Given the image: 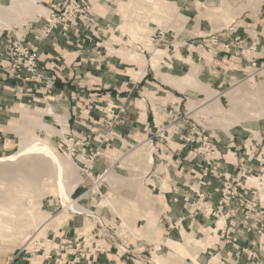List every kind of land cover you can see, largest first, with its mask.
Segmentation results:
<instances>
[{
	"label": "rangeland",
	"instance_id": "rangeland-1",
	"mask_svg": "<svg viewBox=\"0 0 264 264\" xmlns=\"http://www.w3.org/2000/svg\"><path fill=\"white\" fill-rule=\"evenodd\" d=\"M85 1L89 6L90 13L89 14L82 13L78 15L75 19H71L72 25L70 26L68 31H63L61 29L62 27L60 24H56L55 27L54 25L53 27L51 26L53 20L51 19V11H50L51 7L55 6L57 9H59V13H62L63 11L62 7H64V5L68 2V0H36L37 5H39L40 7V10L36 13L35 18L25 20V22L20 24V26L19 24H12L10 28H3L1 30L0 37L1 36L5 37L6 35L9 38L22 37L24 39V42L29 46V51L34 55L35 58H37V63H38L39 59L37 55H35L34 53L33 46L25 40V32H27V29L28 31L31 29H38L41 35L45 37L56 31L55 33L60 34L64 38L67 45L76 46L75 47L76 49H81L82 45L87 41L86 39H89L91 36H94L95 39L96 38L99 39L98 36H100L104 39L103 41H105V45L108 47L109 51L118 49L117 50L118 54L120 55V57L123 58V60L130 62V64L134 63L136 65L135 68H133V66H130L131 68L127 69L132 77L134 75L131 72L141 73L142 69L146 65L148 67H152L153 70L155 69L154 71H156V73L159 75L161 74V70L162 73L163 71H165L162 69L163 67L161 68V65H167V67L166 66L164 67H166V69L168 70H171L173 68V63L177 59H179L180 61L182 60V57H180L179 55V51L181 50V47H185L186 49H188L190 42V40H184V39L186 37H192L193 35L200 34L199 29H197L199 24V23L197 24L199 15L205 18V24L206 23L208 24V32H213L211 33L212 35V34H217V32H219L220 29L224 27H228L229 25H233V24L240 25L243 21H247V22L253 21V23L254 21L257 22L256 19L257 14L259 13V11L264 9V0L261 2H258V0H250L249 3L248 0H224L233 8V10H230L226 6L219 8L222 0H210L208 4H206L205 6H201L200 4L196 5L198 9L193 11L191 10L190 6L187 9H185L186 7L184 6L182 7V9L181 7L179 8L180 0H141V2H139V0H85ZM255 1H257V3H255ZM0 3L9 5L11 3V0H0ZM152 3L153 4L156 3L157 5L158 4L168 5L173 10H176L184 18L183 25L180 24L181 26L179 25L180 26V27L178 26L179 28L178 27L175 28L171 26L170 25L171 16L156 14L152 10L153 8ZM183 8L185 9V11H183ZM225 9L228 10V14H227L228 16L224 17ZM192 13L194 15L197 13L195 19L193 18ZM102 20L105 21L110 20L114 24L112 23L102 24L103 23ZM193 21L196 22L197 27L195 26V30L193 31L191 30L192 31L191 32L188 28L193 23ZM135 24L137 26H135ZM262 24L263 23L259 25L260 29H258V31L256 30L251 32V34L254 37L255 36L261 37L262 32L264 34V28H261ZM262 39L264 42V38ZM111 43L117 46H111ZM153 47L156 50H162L161 51L162 53H160L156 59L152 58ZM213 48L220 50V48L218 47H213ZM206 49L207 51H210L211 49V52L215 51L214 49H212L211 46H207V45H206ZM211 52L201 51L199 53L210 59ZM163 60L166 61L167 64L163 62ZM153 62L155 64H153ZM249 65H251V63H249ZM38 66L43 67L44 72L46 69H48V67L46 66V62H42V64ZM251 66L253 68L252 67L251 69L246 68L243 76H241L239 79L234 80L226 90L224 91H219L216 89L213 90V92H215L216 95L219 93L222 94V98H221L222 100L221 101L219 100L221 107L219 108L212 109L210 111L209 110L204 111L205 110L204 107L207 106L206 100L212 95V93H210L211 95L205 93V99H201L198 101H195L196 99L190 101L185 100L184 105L177 104L176 107L175 104L173 103H171V105L167 107V105L163 104L164 100L160 102L152 100L149 103H151V107L154 111L153 115L154 113L156 115L157 126L154 123L153 127H151L150 129L148 128L149 133H143L142 130L136 128L133 131V133H129L130 136L128 138L123 140V149L121 150L111 149V147L110 148L107 147V143L105 142L102 143L100 138L106 137L109 138V141L113 139V133H107V132H112L114 129L113 127H115V123L120 122L122 120L121 115L124 113L126 105L125 106L116 105V107L114 106L111 107L108 105L102 106L96 103H90L89 106L91 110L88 111V114H92L94 111L103 112L106 109L117 110L118 107L123 108L124 110L123 112L120 113L119 119L114 123L113 122L111 123V119L105 117L104 114V118L101 121L96 123L92 122V125L85 126L84 127L85 129L83 131L69 130L66 125V129L63 135L66 132H70L69 134L75 137L74 140H80L87 143V148L89 149L94 147L100 148L102 155L96 161L98 160L100 161V165L102 166V168L108 167V170L111 171L112 169L114 171L111 172L118 174L119 176L122 175V177L125 176V178H128V176L132 177L134 175H138V176L141 175L140 179L134 182L132 185H129L128 181L123 182L124 184L121 183L123 184L124 187L118 184L119 185L117 186L118 188L116 187V189L118 190V194H117V190L114 189L116 191L115 192L111 188L112 185L106 180L104 176H102L101 179H99L97 185L93 187L91 186L92 181L90 180V178H88L81 170L82 163H80L79 161H84L82 158V154L77 153L76 150L73 151L71 154L72 157L71 160L72 162L74 161L73 163L76 166L77 174L81 177V181L79 182L78 186L73 191V193H71V196L74 199L80 196L78 203L83 207L87 208L88 210H90V212L89 213L86 212L83 214L82 213L74 214L72 212L69 213L61 212L63 205L60 196L48 192V186L51 184L54 185L56 183L54 178L51 177L50 179L49 177L46 180L45 189H43L41 193L34 194V192H32L30 194H27L22 200V202H24V205H20L18 207V210L16 209L17 210L16 218L18 219V221L22 220L24 222L26 218L29 216L30 210L38 214V217L35 219V221L32 222L30 225H28L26 229L22 231H14V232L8 230V232L5 233L4 231H7L8 228L6 227L3 229L2 224H4V222L7 221L5 218H2L0 215V264H36V263L41 264V262L43 261L42 258L39 257L37 253L33 252L32 250L33 247L35 246V243H43V245H45L46 237L48 236L51 237L53 230H56V228L63 225L64 222L69 220L71 221L72 219H74V221H76L79 224V226H81V229L76 230L77 233H79L80 231L84 233V231L86 232L91 229H94V224H95L94 219L90 216H87V214H90L92 211L98 213L100 217L103 219V221L115 225L116 227H118L119 224L121 223L122 217L126 216L129 224L127 225V227H124L123 229L125 230V232H127V235H129V237L127 238V242L125 244H128L129 247H132L133 243L140 241V243H138L137 245L135 244L134 246L142 247L144 243L145 245H148L147 243H150L151 241L152 243L149 251L152 255V258H150L149 260L152 262V264H157V261L153 256L154 252L155 254L161 256L163 259L166 258L168 251L163 244L167 239H171L173 241L178 242L171 246V248L173 249L172 252H176V256L185 255L184 257L186 256L190 257L191 255L194 254L192 257H195L200 249H204L203 247L206 244H209V242H207L209 241V238H211V256H215L212 259L214 262L221 264L220 261L221 258L223 257V254L225 252H232V256L236 260V264H244V263L264 264V230L261 232V234H256L257 236L251 238L250 240L247 239V237L244 238L243 235L246 233H239L238 235L237 233H235V235L238 237V243L240 244V246L245 245L247 249L245 252L241 250H239V252L234 251L230 248L228 244L225 243L224 238L222 239L220 237V232L218 231V229L223 225V217L221 216L218 217V219L211 217V226L209 228L211 229V235L208 232L209 229L204 230L202 234L196 233V228L193 225L187 227L186 229L181 228L180 231L178 232L179 224L177 225L176 222L169 223V227H168L169 234L168 232L164 233L165 231V229L163 228L164 224L163 221L160 219V213L164 211V209L166 208L165 204H163L164 201L159 200L155 196L154 191L151 193V191L147 187V180H146L150 174L147 173L149 172L151 164L154 161L156 162L162 161L163 163H165L168 161V159L172 157L171 154L174 153L176 149H178L177 147L179 146V144L175 142L176 138L173 137L174 135H176V124L175 121L172 120L173 117L175 115L177 116L182 115L183 118L186 119L187 116L193 115L192 117L190 116L191 118L189 119H191V121L190 123H188L190 125L191 132L179 133L178 139L180 141L183 140L184 142L183 144L187 145L189 143L191 144V138L194 137V142L192 144L193 147V145L198 146L201 144L198 143L196 140V138L200 135V133L202 135H209L211 141L214 144L216 162L218 163L219 159L222 158L221 155L225 154L227 159L232 160V162L230 163L234 167L233 172L226 173L224 171H220L222 173V176L220 177L221 183H223L224 176L229 175L230 177H235L237 181L241 183L244 181V178L246 177L247 186L252 184L248 179H251L252 173L255 172V167H254L255 161L258 162L257 159V155H258L257 150L259 149L257 145L258 139L264 136V116L262 117L260 113H258L259 105L258 103L254 102L255 100L257 102V99L252 91L258 88V94L262 95L261 96L262 102L264 101L263 100L264 99V95H263L264 66L261 68H259L260 67L259 64H257L256 66L254 65ZM252 71L253 74L250 75L251 77L250 76L247 77L249 72ZM1 75H6L10 78H13L15 81L19 83L20 82L28 83V82H22L20 79H16L12 77L13 76L12 73L10 74L2 73L0 74V77ZM46 77L49 78L50 75L45 74V80H48ZM166 82L171 84L172 86L174 85L170 83L173 82L172 80L170 81L167 80ZM29 83H33V82H29ZM39 89L40 90L43 89L44 92L42 93L43 95L41 94L38 97L37 95L26 96L23 94H19L20 99L15 102V107L13 108V110L16 111L13 113L14 115L13 118L8 120L5 125L3 126L0 125V141L2 140V137L7 138L5 142L6 150L2 154H0V158L9 156L18 150L20 136L19 133L15 131V128L18 127L21 124V122L25 121L23 118H21V116L24 115L23 114L24 111H27L28 113L31 114L30 116H33L34 113L32 111L39 109V111L42 112L40 115L45 123L50 124L57 131L63 128L61 123V121L63 120L61 114L59 113L57 115V117L59 116L57 118V123L59 125H55L54 119L51 116L53 114V110L51 109V106L46 105L47 104L46 99H49L48 94L50 95L51 91L49 92V90L44 89V87H39ZM229 89L230 90L232 89L233 92L236 91V94L239 96L240 94L243 95L244 101L242 100L241 103L238 104V109L240 112H242V114L244 113L243 117L246 116L249 117V118L246 117L247 119L246 118L239 119L237 124L236 122H232V118L229 114L224 113V110H226L231 106L229 96L228 94H226V92ZM29 90L34 91L35 88H31ZM199 91L203 93V95L200 94L201 96L199 97H203L204 91H202L201 89H199ZM215 93L213 95H215ZM252 95L254 96L251 97ZM35 99L38 100L36 101ZM140 99L141 97L138 100L134 99L133 104H131V108L133 109L134 112H131L130 116H133V114L135 115V111H136L135 118L136 119L139 118L140 121L144 122L141 124L145 125V122L147 121H145L144 119L143 120L140 119V109L142 108L138 105V103L141 102L143 104L144 110L142 109L141 111H145L147 105ZM166 107L168 111L167 110L159 111L160 109H164ZM47 109L49 111L45 112ZM252 113L256 115H253ZM257 113L259 114V118H257ZM162 117H165L164 122L160 121ZM108 123H111L109 127H107ZM211 127L214 128V131H218V132L221 131L222 133H216V132L211 133ZM100 128H104V130L99 131ZM260 128L263 129L261 130ZM239 129L243 133H234V136H232L233 133H231V130L238 131ZM41 130L34 129V131H36L37 134L40 135V137L49 141L53 145V147H55V150L59 153L60 156L64 157L68 152L66 151V149H64V147L65 148L67 147V149L72 148L73 143H71V141H69L68 144L60 142L62 141L60 136L62 134L51 132L46 129H41ZM144 132H146V130ZM182 137L188 140H185ZM1 142L3 143V141ZM141 143H145V147L149 146L151 150V155L153 156L152 157L153 162L150 165L144 164V160L142 159V157L134 154L132 155V157H127L124 160L123 165L118 164V159L120 158V156H122V154L127 153V150ZM191 148L189 150H191ZM221 151H223L224 154H222ZM185 157L195 159L197 162V167H199L198 166L200 164L199 158L192 156L191 153H188L187 155H185ZM130 160L132 162H130ZM165 166L167 167V165ZM103 169H101L99 173H101ZM93 170L94 169H92L93 177L95 178L96 175L99 173ZM157 171L158 173H160L161 171L163 172V168L158 169ZM243 171H245V174L242 173ZM192 174L194 176L195 172H193ZM7 180L8 179L5 180L6 182L5 187L3 189H0V194L5 193V191H8L7 194L10 198L16 197L19 194L18 183H15L16 181H10V180L7 181ZM50 181L52 183H50ZM11 182H14L13 185ZM99 184L100 186L98 187ZM191 184L192 182H190L188 188L189 186H191ZM90 187L93 188L92 192L90 191L84 194V192ZM131 187L133 188V190ZM97 190L100 191L101 195L96 194ZM109 192H111V196L114 197V204L116 210H113L110 206H108L102 201L103 197L106 196ZM112 192H114L115 194L114 193L112 194ZM143 193L146 195H144ZM259 193L263 197L264 189L260 190ZM90 197H92V199ZM131 198L132 199L136 198L137 200H134V203L132 204L128 201ZM142 198L145 200H142ZM29 200H31V202H29ZM90 201H92V205H93L91 207L88 206V202ZM185 203H184V208H185ZM229 208L231 211L235 212L236 222L238 223L243 222V216L241 211L242 207H240L234 201L233 203H229ZM8 211H12V209L8 208L6 210L7 212L6 214L9 213ZM116 211L120 216L117 215ZM137 211L139 213H137ZM146 213L154 215L152 217L153 219L152 229L145 228L146 217L144 215ZM0 214H2L3 216L6 215L1 210H0ZM47 216H52V217L59 216V217L53 219L52 221L53 224L46 226L45 227L46 229L43 230L44 232L42 231L39 233L38 231H36L37 230L36 227L40 225L39 223L42 222V220H44V218H46ZM197 216H202V215L198 214ZM184 217H188L187 210H185L184 212ZM171 230L173 231L172 234L170 233ZM117 233L120 234L119 227L117 229ZM249 234L255 236L254 233H248V235ZM145 237L146 239L148 238L149 240H146ZM241 239H244L242 243L239 242ZM27 242L28 244L26 248L30 250L31 254L24 252L18 254V250L20 249V247L23 244H26ZM158 243L161 245V247H158ZM199 243L202 244L205 243V244L200 245ZM184 247L186 251L190 253V255L185 254L186 251ZM170 252H168L169 255L172 254V252L171 253ZM13 257H19L22 260L13 259ZM131 261L133 263H136L135 260H131ZM182 261L183 259L181 258V260L174 262L176 264H181ZM54 263H55L54 261L48 262V260L46 262H42V264H54ZM164 264H170V262L168 260H165Z\"/></svg>",
	"mask_w": 264,
	"mask_h": 264
},
{
	"label": "crops",
	"instance_id": "crops-1",
	"mask_svg": "<svg viewBox=\"0 0 264 264\" xmlns=\"http://www.w3.org/2000/svg\"><path fill=\"white\" fill-rule=\"evenodd\" d=\"M209 1L210 0H180L179 8L181 7L182 9L184 6L186 7L185 9H187L190 6L193 11L198 9L196 5L200 4L201 6H205ZM185 9L183 8V11H185ZM192 15L195 19L197 13L195 15L192 13ZM256 19L257 22L243 21L240 25H229L217 32V34H220L218 36L219 43H226L235 36L243 38L246 42L243 47L244 55L240 53L239 49H236V47H230L227 50L220 49V51L209 45L207 43L208 41L204 42L202 39H208L207 37L213 32H208V24H205V18L199 15L197 22V24L199 23L198 27L196 22L193 21L188 29L193 31L196 26L200 34L186 37L184 40H190V42L188 49L181 47L179 51L182 60L180 61L177 59L173 63V68L171 70L166 69L167 65H161V68L163 67L162 69L165 71L162 73L161 70V74L159 75L154 71L155 69L153 70L152 67L146 65L141 73L131 72L134 75L132 77L127 69H130V66L135 68L136 65L123 60L118 54V49L109 51L108 47L105 45V41H103L104 39L100 36H98L99 39H95L94 36L86 39L87 41L82 45L81 49H76V46L73 45H67L64 38L60 34L55 33L56 31L45 37L41 35L38 29H31L29 31L27 29V32H25V40L33 46L34 53L39 59L38 65H41L42 62H46L48 69L45 70V74L54 78L53 86L49 90L51 93L50 95L48 94L49 99H46V105L51 106L53 110L51 116L54 119L55 125H59L57 123V118L59 116L57 117V115L60 113L62 119H66L64 121L69 130L83 131L85 126L92 125V122L96 123L104 118V113L100 111H94L92 114H88V111L91 110L89 106L90 103H96L102 106L108 105L111 107L126 105L125 111L121 115L122 120L115 123L112 132H107L113 133V139L107 143V147L121 150L123 149V140L130 136L129 133H133L136 128L142 130L143 133H149L148 128L150 129L154 126V123L156 124V115L155 113L153 115L154 111L151 107V103H149L152 100L158 102L164 100L163 104L167 105V107L170 106L171 103L175 104L176 107L177 104L184 105L185 100L190 101L196 99L195 101H198L205 99V93L203 97H199L203 95V93L199 91V87L197 89L196 83H188L191 84V86H183L187 83H184L182 76L187 75L188 72L199 70L198 73L196 72L197 79L205 86H208L209 89H212L210 91L213 92L215 89L219 91L226 90L234 80L243 76L246 68L251 69L252 66L249 65V63H251L252 59L255 60L256 65H260L259 68L263 67L264 42L262 38H264V34L262 32L261 37H254L251 32L258 31L261 23H263L261 28H264V9L259 11ZM102 22V24L112 23L110 20H102ZM204 44L211 46L216 52H211V49L207 51ZM111 46L117 45L111 43ZM201 51L211 52L210 59L199 53ZM163 62L166 63L164 60ZM194 64L196 66H194ZM198 66L200 67L198 68ZM195 67H197V69H195ZM23 74L26 75V73ZM138 74L140 75L138 76ZM46 78L50 79L48 77ZM171 79L174 80L172 81L176 84V87L166 82ZM182 82L184 83L183 85ZM39 87L41 86L38 83H19L13 78L1 75L0 125H5L8 120L13 118V113L16 112L13 108L15 107V102L20 99L19 94L26 96L37 95L38 97L44 92L43 89L40 90ZM31 88H35V90H29ZM214 93L215 92L212 93L211 99L208 98L207 101L215 99L222 100V94L213 95ZM140 97V100L147 105L145 111H141L142 109H140V119L147 121L145 125L141 124L144 122L140 121L139 118H135L136 111L135 115L133 114V116H130V113L134 112L131 108V104H133L134 99L138 100ZM167 107L159 111L167 110ZM143 112L144 115L142 117ZM190 116L192 117L193 115L187 116L186 119H184L182 115H175L173 117L172 120L175 121L176 124V135L173 137L176 138L175 142L179 144L177 147L178 149L171 154L172 157L165 163L162 161H152L153 163L147 173H150L149 177L146 179L148 189L151 193L154 191L155 196L159 200L164 201L163 204H165L166 208L164 207V211L160 213V219L164 224V233L168 232V234L169 223L173 222H176L177 225L179 224L178 232L181 228L186 229L193 225L196 228V233L202 234L204 230L209 229L211 226V218L202 216L193 218L183 217L185 212L184 203L197 199L196 193L191 192L188 188L190 182L193 183V185H191L196 191L203 193L205 200L209 203L216 204L221 196L220 189L222 183L220 179H216L212 174H208L200 182L195 178L199 174L197 162L195 159L185 157V155L189 153L192 144L189 143L190 145H184L183 140L180 141L178 139L179 133L191 132L190 125L188 124L191 121V119H189L191 118ZM160 121L164 122L165 117H162ZM260 129L262 130L263 128ZM103 130L104 128L99 129V131ZM145 130L146 132H144ZM239 130H231V133H233L232 136H234V133H243ZM214 132L222 133L221 131H214V128L211 127V133ZM261 138L263 139L260 140L259 138L257 143L259 148L257 150V159L264 153V136ZM6 139L7 138L2 137L1 141H3V143L0 141V154L6 150ZM260 148H262V151ZM221 153L224 154L223 151H221ZM221 157V160L219 159L218 162L219 171H224L226 173L233 172L234 167L230 163L232 160L227 159L225 154L221 155ZM165 165H167V167ZM258 166L259 162L255 161V172ZM103 168L98 160L94 163L93 171L99 173ZM161 168H163V172L161 171L158 173L157 170ZM193 172H195L194 176L192 174ZM90 198L92 199V197ZM88 206H93L92 201L88 202ZM78 229H81V226H79L74 219L64 222L63 225L52 231V245H59L66 239L88 236L89 231H84V233L80 231L77 233L76 230ZM208 232L211 235V229H209ZM120 234L119 237L113 235L112 239L108 238L107 240H103L102 242L105 249L102 252L91 255L87 260H81L80 262L72 263V256L63 252L60 263L54 261V253L50 259H45L41 253H37V255L42 258V262L48 260V262L54 261V264H152L149 260L152 258L149 251L151 242L147 243L148 245L144 243L142 247L134 246L140 243V241L133 243V246L130 247L131 255L122 256L121 252L116 251V248L112 246L113 241L116 243H120L119 240L124 243L127 242V238L129 237L127 232ZM243 236L250 240L257 235H248L247 233ZM91 238L94 239V237ZM243 240L244 239H241L239 242L242 243ZM207 242H209V244H206L203 247L204 249H200L195 257H192L193 255L190 257L181 255L183 259L181 264H219L212 260L215 256H211V238H209ZM199 244L204 245L205 243ZM109 246H111L110 249H108ZM13 259L22 260L19 257H13ZM131 260H135L136 263H133ZM220 262L221 264H236L232 252H225Z\"/></svg>",
	"mask_w": 264,
	"mask_h": 264
},
{
	"label": "built area",
	"instance_id": "built-area-1",
	"mask_svg": "<svg viewBox=\"0 0 264 264\" xmlns=\"http://www.w3.org/2000/svg\"><path fill=\"white\" fill-rule=\"evenodd\" d=\"M62 13H59V9L55 6H52L51 19L53 22L51 26L54 27L56 24L61 25L63 31H68L72 25L71 19H75L78 15L82 13H90L89 6L85 0H68V2L62 7ZM220 34H212L208 39H202L212 47H218L223 50H227L230 47H236L241 53L243 52V47L246 44L243 38L235 36L233 39L226 43H219L218 36ZM207 44H204L206 47ZM245 55V54H244ZM251 65L256 66L254 59L251 60ZM12 73L14 78L20 79L22 82H34L39 83L41 87H44L46 90H50L54 83V78L49 77L50 79L45 80V72L43 67H39L37 63V58L29 51V46L24 42V39L13 37L9 38L7 35L0 37V74ZM23 73H26L24 75ZM253 74L249 72L247 75L250 76ZM123 108L118 107L117 110H104L105 117L111 119V123L117 121L120 117V113L123 112ZM111 123H108L109 127ZM66 132L61 136L62 143L68 144L69 141L73 143L72 148L67 147L66 151H69L71 154L73 151L82 154L84 161H79L81 164L82 172L90 178L92 181L93 187H95L101 179V177L108 171V167H105L101 173L97 174L96 177H93L92 169L94 163L102 155L100 148H87V143L80 140H74L75 137ZM184 138V137H182ZM185 140H188L184 138ZM263 138H260L262 140ZM101 142L108 143L109 138L101 137ZM198 143H201L198 146L193 145L189 153L192 156L199 158L200 167L199 174L195 177L199 182L204 179L208 174H212L216 179H220L222 173L218 169V163L215 160V148L214 144L211 141L209 135H200L196 138ZM75 141V142H74ZM194 142V137L191 138V144ZM262 151V148H260ZM259 166L256 172L252 173V178L248 179L252 184L247 186L246 177L241 183L237 181L235 177L224 176L221 197L216 204L209 203L205 200L203 193H199L196 189L193 188V183L189 186V190L193 193H196L197 199L185 203V210H187V216L190 218L196 217L198 214L206 218H216L223 217V225L219 227L218 231L220 232V237L223 239L226 244L234 251L241 250L246 251L245 245L240 246L238 243L237 235L239 233H254L261 234L264 230V196L262 197L259 193L260 190L264 189V153L260 155L258 159ZM245 174V171L242 172ZM248 178V177H247ZM100 184L98 185V187ZM240 187V188H239ZM243 187V188H242ZM93 188H88L84 194L92 192ZM96 194H100V191L97 190ZM95 194V195H96ZM101 195V194H100ZM80 196L75 198V201L78 202ZM236 202L241 208L243 222H236L235 212L231 211L229 208V203ZM74 214H80L78 212H72ZM83 214V213H82ZM94 219V229L89 230L88 236L79 237L75 239H66L61 244L53 246L52 237H46L45 245L43 243H35L33 247V252L41 253L45 259H50L54 253V261L57 263L61 262L62 252L72 256L71 262H80L81 260H87L91 255L102 252L105 248L103 245V240L108 238L112 239V236L119 237V234L116 233L118 227L110 223H106L100 217L98 213L92 211L90 214H87ZM184 217V216H183ZM125 230L122 231V233ZM93 233V234H92ZM121 233V234H122ZM91 237H94L91 238ZM38 241V240H37ZM116 243L113 241V245L116 248V251H120L122 256L131 255V248L128 244L120 241ZM28 242L23 244L18 250V254L21 252L30 253V250L26 248ZM111 246L108 247L110 249ZM237 252V253H238ZM31 254V253H30Z\"/></svg>",
	"mask_w": 264,
	"mask_h": 264
},
{
	"label": "bare ground",
	"instance_id": "bare-ground-1",
	"mask_svg": "<svg viewBox=\"0 0 264 264\" xmlns=\"http://www.w3.org/2000/svg\"><path fill=\"white\" fill-rule=\"evenodd\" d=\"M249 1L250 0H248V3H249ZM261 1H263V0H258V2H261ZM139 2H141V0H139ZM255 3H257V1H255ZM224 6H226L230 10H233V8L227 2L222 0L219 8H222ZM152 7H153L152 10L156 14H159V15L161 14L164 16L165 15L171 16V20H170L171 26L176 28L180 24L183 25L184 18L176 10H173L170 6L164 5V4H162V5L158 4L157 5L155 3V4H153ZM39 10H40V7H39V5H37L36 0H11V3L9 5L8 4L5 5V4L0 3V33H1V30L3 28H10L12 26V24H19V26H20L21 23L25 22V20L34 19L36 13ZM227 14H228V10L225 9L224 10V17L228 16ZM204 15H205V13H204ZM206 16H207V14H206ZM166 21H169V20H166ZM135 26H137V25L135 24ZM216 29H218V28H216ZM139 30H140V28H139ZM149 48H150V46H149ZM161 51L162 50H156L153 47L152 57L154 59H156L157 56L160 53H162ZM153 64H155V63L153 62ZM194 66H196V65L194 64ZM198 68H199V66H198ZM195 69H197V67H195ZM198 71L194 70V71H191L190 73L188 72L189 74L187 73V75L182 76L184 83H187V84L188 83H191V84L196 83L195 85H197L196 86L197 89L199 87L202 91H204V93L211 95L210 93H213V92L210 90H212V89H209L208 86H205L203 83H201L199 81V79H197L196 72L198 73ZM263 71H264V69H263ZM171 80H173V79H171ZM178 82H176V83L181 85ZM170 83L174 84L173 82H170ZM184 83L182 82V85ZM187 84L186 85L184 84L183 86H189V85L191 86V84H188V85ZM174 85L176 87V84H174ZM195 85H193V86H195ZM252 92H253V94H255L256 99H257V102L255 99H254L255 101L254 100L253 101L255 103H258V105H259V112L258 113H260V115L263 117L264 116V103H263L264 101L262 102V99H261L262 95L258 94V88ZM239 93H241V92H239ZM226 94H228V96H229L231 106L229 108H227L226 110H224V113L229 114L231 116L232 122H236V124H237L239 119L246 118V117L249 118L248 116L243 117L244 113L242 114V112H240L238 109V104L241 103V101L243 100V95H241V94H240V96L237 95L236 91L233 92L232 89L231 90L229 89L226 92ZM247 94H249V93H247ZM246 95H245V97H246ZM253 96L254 95H252L251 97H253ZM138 105L142 109L144 108L143 104L141 102H139ZM206 105L207 106L204 107L205 108L204 111H206V110L210 111L212 109H216V108L221 107L219 99H215V100L211 101L210 103L207 101ZM48 109H49V107H48ZM48 109L45 112H48L49 111ZM32 112L34 113V115L30 116L31 115L30 113H28L27 111H24L23 112L24 115H22L21 118H23L25 121L21 122V124L15 128V131L18 132L19 136H20L19 137V144H18L19 148H18V150L9 156H5V157L0 158V189H3L5 187V185H6L5 180L6 179H8L10 181H16L15 183H18V187H19L18 188L19 194L16 197L10 198L7 194L8 191H5V193L0 194V210L6 214L7 213L6 210L8 208L12 209V211H8L9 213L6 214L5 216L0 214L1 217L5 218L7 221V222H4V224H2L3 229L6 227L8 228L7 231H4L5 233H7L8 230L11 232L22 231V230L26 229L28 227V225H30L32 222L35 221V219L38 217V214L34 213L32 210L29 211V216L26 218V220L24 222L22 220L18 221V219L16 218V212H17L18 207L20 205H24V202H22V200L27 194H30L32 192H34V194L41 193L43 191V189H45V183L49 177H50V179H51V177L54 178L56 183L54 185L51 184L48 186V192H51L54 195L60 196L61 201H62V205H63L61 212H64V213H69V212H78V213H86L87 212V213H89L90 212V210H88L87 208L80 205L71 196V193H73V191L76 189L79 182L81 181V177L77 174L76 166L73 163L74 161L72 162V160H71L72 157H71V153L69 152L70 150L67 152V154L64 157L60 156L59 153L55 150V147H53V145L49 141L40 137V135H38L37 132L34 131V129H38V130L46 129L48 131L63 135V133L65 132V129H66V124L64 121L66 119H63L61 121L63 128L61 130L57 131L50 124L45 123L42 120V117L40 115L42 112L39 111V109L34 110ZM258 113H257V118H259ZM143 115H144V113H142V117H143ZM253 115H256V114H253ZM253 115H251V116H253ZM61 117H62V115H61ZM254 118H255V116H254ZM62 135H60V136H62ZM133 154L141 156L142 159L144 160V164L150 165L152 163V155H151V150H150L149 146L145 147V143H141V144L135 145L132 148H130L129 150H127V153L122 154V156H120V158L118 159V164L123 165L124 160L127 157H132ZM139 156H138V159H139ZM130 162H132V161L130 160ZM130 165H131V163H130ZM111 171H113V170L111 169ZM111 171L108 170L103 176L112 185L111 188L113 190L114 189L117 190L116 187L119 186L118 184H120V186L121 185L123 186V184H124L123 182H125V181H128V184L132 185L134 182L139 180L140 176H141V175H139V176L134 175L132 177L128 176V178H125V176L124 177H122V175L119 176L118 174L113 173L114 171L113 172H111ZM54 179H52V180H54ZM11 183L13 185L14 182H11ZM50 183H52V182L50 181ZM121 183H123V184H121ZM132 190H133V188H132ZM113 193L114 192H112V194ZM129 193H131V192H129ZM117 194H118V190H117ZM144 195H146V194H144ZM139 199H141V198H139ZM134 200H137V199L131 198L128 201L133 204ZM142 200H145V199L142 198ZM102 201L105 204H107L108 206H110L113 210H116V207L114 204V197L111 196V192H109L106 196H104ZM29 202H31V200H29ZM27 209H29V208H27ZM140 209H142V208H140ZM134 210H136V209H134ZM137 213H139V212L137 211ZM13 215H15V216H13ZM117 215H119L118 212H117ZM125 215H127V214H125ZM142 215H144V214H142ZM138 216H140V215H138ZM144 216L146 217L145 228L146 229H152L153 228L152 217L154 215L146 213ZM57 217H59V216H54V217L47 216L46 218H44V220H42V222L39 223L40 225H38L36 227V229H37L36 231H38L39 233L42 232L44 229H46L45 228L46 226L53 224V222H52L53 219H55ZM128 224L129 223H128L127 217L126 216L122 217L121 223L118 226L119 232L122 233V231L124 230L123 228L127 227ZM170 233L172 234L173 231L171 230ZM146 237H145V239H146ZM146 240H149V239L147 238ZM165 242H166V244H165ZM165 242H164V244L163 243L162 244L166 247L168 252H170V251L172 252L173 249L171 248V246L175 243H178V242L173 241L171 239H167ZM158 247H161V245L159 243H158ZM184 249H185V247H184ZM185 251H186V249H185ZM168 252H167V256L165 259H163L158 254H155V252H154L153 256L156 259L157 264H164L165 260H168L170 262V264H176L175 263L176 261L181 260V256H176V252H172L171 255H169ZM185 254L190 255V253L188 251H186Z\"/></svg>",
	"mask_w": 264,
	"mask_h": 264
}]
</instances>
